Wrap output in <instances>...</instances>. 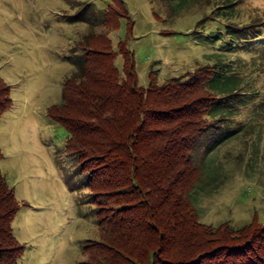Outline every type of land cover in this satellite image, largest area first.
<instances>
[{"label": "trees", "instance_id": "trees-1", "mask_svg": "<svg viewBox=\"0 0 264 264\" xmlns=\"http://www.w3.org/2000/svg\"><path fill=\"white\" fill-rule=\"evenodd\" d=\"M98 1L69 3L67 22L84 23L86 32L68 47L61 101L46 112L66 129V163L95 220L96 236L83 241L77 264H264V219L212 225L198 209L200 198L232 174L221 148L264 128L257 78L264 18L241 20L239 0H217L185 34L210 49L208 61L164 79L151 66L141 85L125 0ZM150 1L154 18L167 26L204 2ZM121 28L114 43L112 32ZM10 92L0 77V117L12 107ZM5 177L0 169V264H18L25 245L12 222L26 204Z\"/></svg>", "mask_w": 264, "mask_h": 264}, {"label": "rangeland", "instance_id": "rangeland-1", "mask_svg": "<svg viewBox=\"0 0 264 264\" xmlns=\"http://www.w3.org/2000/svg\"><path fill=\"white\" fill-rule=\"evenodd\" d=\"M70 2L74 0H0V77L9 84L13 101L0 117V169L19 203L26 204L12 222L15 237L25 245L18 264H77L83 258V241L96 236L91 206L76 188L78 175L66 163V129L46 113L61 101L63 81L71 70L68 47L86 32L84 23L67 22L73 12ZM125 3L128 20H133L129 45L138 83L147 84L151 66L160 69L164 79L208 61L210 49L195 45L185 34L199 16L220 5L217 0H204L182 12L172 26L154 18L150 0ZM238 4L241 20L264 18V0ZM169 27L182 33H161ZM124 31L112 32L114 43ZM117 59L121 62L120 56ZM258 71L264 91V64ZM258 136L247 135L221 148L219 156L226 158L232 174L219 189L200 198L204 223L240 226L254 217L264 219V128ZM249 159L252 167L247 166Z\"/></svg>", "mask_w": 264, "mask_h": 264}]
</instances>
